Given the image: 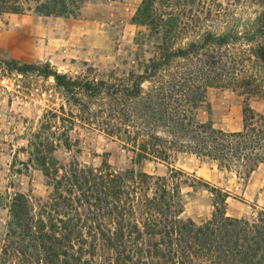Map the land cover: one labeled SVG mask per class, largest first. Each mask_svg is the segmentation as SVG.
<instances>
[{
  "label": "trees",
  "instance_id": "16d2710c",
  "mask_svg": "<svg viewBox=\"0 0 264 264\" xmlns=\"http://www.w3.org/2000/svg\"><path fill=\"white\" fill-rule=\"evenodd\" d=\"M178 1L142 0L132 22L142 29L135 42L148 56L122 74L91 68L72 77L49 63L0 62L4 73L53 79L63 98L30 143V162L50 192L13 197L0 264H264V208L230 217L228 200L236 196L197 178L189 185L181 170L156 177L109 164L95 168L76 157L63 163L58 155L61 148L71 153L70 134L81 126L118 141L138 165L191 154L240 179L264 166V112L246 106L235 132L199 118L212 114L213 89L264 101V0L239 13L213 0H206L214 3L209 8L198 0L177 8ZM88 2L0 0V20L78 19ZM198 185L210 189L214 207L200 224L185 217L183 193V186Z\"/></svg>",
  "mask_w": 264,
  "mask_h": 264
},
{
  "label": "rangeland",
  "instance_id": "374dc122",
  "mask_svg": "<svg viewBox=\"0 0 264 264\" xmlns=\"http://www.w3.org/2000/svg\"><path fill=\"white\" fill-rule=\"evenodd\" d=\"M141 2L90 0L78 19L34 14L6 16L0 20V62L20 66L49 63L59 73L72 77L85 75L91 68L101 76L112 72L122 74L148 56L147 51L141 50L135 42L142 29L132 22ZM198 2L205 8L214 7V3L206 0ZM211 2L232 7L239 13L253 7L257 0ZM185 3L179 0L177 8L185 6ZM1 70L0 245L6 233L8 206L13 197L23 193L32 198H46L50 192L43 173L30 162V143L47 110L59 109L63 103L53 79L33 74L22 76L16 72L9 74ZM209 101L212 114L202 111L200 120L211 121L215 128L226 132L242 129L246 106L256 113L264 112L263 100L247 101L230 90H210ZM70 136L75 147L71 153L64 148L59 150L63 163L76 157L81 164L95 168L109 164L116 172L135 169L156 177L167 176L171 169L181 170L189 176L190 180L186 181L189 185L192 179L197 178L236 196L237 199L228 200L227 215L230 217L249 218L264 208L263 165L245 179L221 171L216 163L191 154H176L169 163L148 161L138 165L134 163L133 154L118 141L97 130L77 126ZM78 149L80 154L76 152ZM183 193L186 218L197 224L211 218L214 207L210 189L202 185L195 189L183 186Z\"/></svg>",
  "mask_w": 264,
  "mask_h": 264
}]
</instances>
